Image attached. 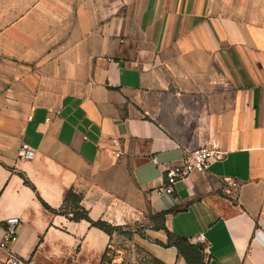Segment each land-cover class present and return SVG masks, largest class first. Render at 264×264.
<instances>
[{
	"label": "crops",
	"instance_id": "obj_1",
	"mask_svg": "<svg viewBox=\"0 0 264 264\" xmlns=\"http://www.w3.org/2000/svg\"><path fill=\"white\" fill-rule=\"evenodd\" d=\"M225 2L25 4L23 54L0 63V239L18 217L19 256L188 264L156 219L173 211L165 228L201 246L204 264H264L262 33ZM24 144L33 159L19 158ZM202 146L222 159L158 194L165 168ZM69 191L93 221L130 226L146 212L150 223L123 239L74 221L60 212Z\"/></svg>",
	"mask_w": 264,
	"mask_h": 264
},
{
	"label": "rangeland",
	"instance_id": "obj_2",
	"mask_svg": "<svg viewBox=\"0 0 264 264\" xmlns=\"http://www.w3.org/2000/svg\"><path fill=\"white\" fill-rule=\"evenodd\" d=\"M35 1L38 0H0L1 64H7L8 61L19 62L15 55L23 54L26 41L21 38L24 32L23 26L22 24L17 25V22L22 20L32 10V8L25 4ZM225 1L226 5L221 8L223 14L244 21L250 28L255 27L257 31L262 33V39H259L257 43L260 47L264 48V0ZM251 20L253 22H250ZM27 42L28 44L31 43V41ZM34 43L40 46V41H34ZM71 207L72 205L69 206L70 209ZM69 208L68 210H70ZM136 214L138 218L133 225L120 227L119 230L113 231L112 234L127 239V233L130 231L141 233L145 226L150 223L151 216L146 214V212Z\"/></svg>",
	"mask_w": 264,
	"mask_h": 264
},
{
	"label": "built area",
	"instance_id": "obj_3",
	"mask_svg": "<svg viewBox=\"0 0 264 264\" xmlns=\"http://www.w3.org/2000/svg\"><path fill=\"white\" fill-rule=\"evenodd\" d=\"M35 155V151L28 145L21 146L18 152L19 158L23 160H31ZM120 154L117 153V156ZM222 153L207 146L199 147L193 151H189L176 163L165 168L164 179L165 183L157 189L158 194H173L175 185L182 180H188L195 173H207L213 163L222 159ZM230 187L236 188L237 183L226 179ZM227 192L230 193L228 190ZM21 225V220L18 217H10L3 221V236L0 239V264H33L30 260L19 256L13 249L17 242L18 232ZM258 235L264 234L258 230ZM196 244H204V236L194 239ZM111 259V254L109 255ZM108 264V263H106Z\"/></svg>",
	"mask_w": 264,
	"mask_h": 264
},
{
	"label": "trees",
	"instance_id": "obj_4",
	"mask_svg": "<svg viewBox=\"0 0 264 264\" xmlns=\"http://www.w3.org/2000/svg\"><path fill=\"white\" fill-rule=\"evenodd\" d=\"M81 197L75 194L73 191H69L65 198L64 207L61 209V213L67 216H71L70 218L74 221H88L91 226L100 228L107 232L108 234H112L113 231L119 230L120 227H114L106 221L99 220L93 221L89 217V213L86 209H84L81 205ZM72 205L71 209L69 206ZM48 208V206H47ZM68 208L70 210H68ZM173 213V211H167L160 213L156 216V219L159 223V228L166 231L168 235V244L167 246H174L180 252L181 255L186 259L188 264H204L203 259V248L199 245H194L190 243L188 239L181 238L168 231L165 228L164 221L166 215ZM154 264H161L160 261L155 260Z\"/></svg>",
	"mask_w": 264,
	"mask_h": 264
}]
</instances>
